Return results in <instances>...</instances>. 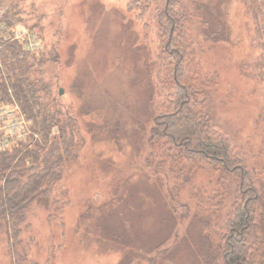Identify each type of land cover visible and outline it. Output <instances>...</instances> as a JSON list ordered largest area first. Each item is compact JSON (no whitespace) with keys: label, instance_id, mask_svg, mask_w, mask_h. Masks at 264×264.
Returning a JSON list of instances; mask_svg holds the SVG:
<instances>
[{"label":"rangeland","instance_id":"1","mask_svg":"<svg viewBox=\"0 0 264 264\" xmlns=\"http://www.w3.org/2000/svg\"><path fill=\"white\" fill-rule=\"evenodd\" d=\"M12 2L0 0V22L9 20L0 39L36 24L32 32L50 60L35 75L52 83L48 106L74 117L78 152L52 196L29 206L15 247L19 264H227L233 222L251 193H241L237 166L203 158L201 168L166 141L163 117L175 109L177 89L176 58L165 48L167 0H20V18L11 16ZM180 4L193 46L183 56L191 59L195 101L264 202L258 20L244 0ZM25 121L32 136L33 121ZM248 210V256L264 264V210L256 202ZM10 249L0 232V264H12Z\"/></svg>","mask_w":264,"mask_h":264},{"label":"trees","instance_id":"2","mask_svg":"<svg viewBox=\"0 0 264 264\" xmlns=\"http://www.w3.org/2000/svg\"><path fill=\"white\" fill-rule=\"evenodd\" d=\"M19 1L12 2L11 16L15 18H20L21 15L16 9ZM244 5L248 9L247 12L258 20L256 29L262 38L258 44L261 50L258 63L262 65L261 73L264 75V0H244ZM180 6L179 0H167L164 9L165 17L170 23L169 26H163L168 32L165 48L171 49L170 54L176 58L173 78L177 85L174 91L175 109L163 117V128L167 132L165 138L171 144L185 148L188 160L201 168L205 165L203 158L216 162L227 170L233 166L240 168L241 193L251 194L243 207L245 214L233 222L235 226L227 241L225 258L227 264H256L257 261L250 260L248 256L250 252L247 251V232L252 228V222L246 219V216H251L248 204H262L263 211L264 202L244 164L237 163L238 158L230 150L229 144L214 129L208 116H205L203 106L195 101L198 90L193 88L188 76L191 59L188 58L185 63L183 56L184 51L193 46L191 39L188 40L189 29L184 27L180 20L183 9ZM5 21L9 23V20ZM35 26L36 24H32L30 28L35 30ZM8 50L12 58L19 55L22 57L7 60ZM192 52L193 50L191 55ZM0 53L3 58L0 59L3 65V73L0 68V98L9 97L11 90L16 98L13 100L20 104L26 117L32 119V128L38 134L36 140L32 135L27 141L23 140L9 149L0 150V232L7 233L10 248H13V251L10 249L12 264H19L18 260L21 259L15 247L16 244L23 243L21 234L29 206L37 198L52 196L53 188L60 183L67 163L74 160L78 152L74 142V117L64 115L51 105L48 106L49 101L46 100L50 99L52 83L43 74L35 75L37 69H41L45 62L50 60L49 57L43 50L36 53L27 52L18 41L6 44ZM51 56L57 58L55 51ZM157 139L160 140V137ZM262 194L264 196V193Z\"/></svg>","mask_w":264,"mask_h":264},{"label":"built area","instance_id":"3","mask_svg":"<svg viewBox=\"0 0 264 264\" xmlns=\"http://www.w3.org/2000/svg\"><path fill=\"white\" fill-rule=\"evenodd\" d=\"M8 23L0 22V30H3ZM20 29L28 31H20ZM13 30V29H12ZM34 30H29L23 28L21 25L16 27L12 31V35L8 39H0V49L11 41H18V43L27 52L36 53L41 49L40 38L37 33L32 32ZM3 67L2 61L0 60V68ZM10 100H2L5 103H0V150H6L11 148L14 144L20 141H27L31 136L27 131L26 126V115L19 109V104L13 99L14 96L10 90ZM3 98H0V100ZM19 105V106H18ZM28 119V118H27ZM33 134V139L38 138V134L31 131Z\"/></svg>","mask_w":264,"mask_h":264},{"label":"bare ground","instance_id":"4","mask_svg":"<svg viewBox=\"0 0 264 264\" xmlns=\"http://www.w3.org/2000/svg\"><path fill=\"white\" fill-rule=\"evenodd\" d=\"M173 198V197H172Z\"/></svg>","mask_w":264,"mask_h":264}]
</instances>
